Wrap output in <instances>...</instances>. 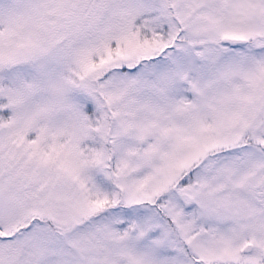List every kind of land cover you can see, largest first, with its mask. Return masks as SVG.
I'll list each match as a JSON object with an SVG mask.
<instances>
[{"label":"snow or ice","instance_id":"obj_1","mask_svg":"<svg viewBox=\"0 0 264 264\" xmlns=\"http://www.w3.org/2000/svg\"><path fill=\"white\" fill-rule=\"evenodd\" d=\"M0 264H264V0H0Z\"/></svg>","mask_w":264,"mask_h":264}]
</instances>
